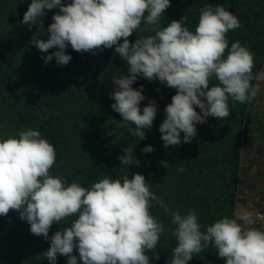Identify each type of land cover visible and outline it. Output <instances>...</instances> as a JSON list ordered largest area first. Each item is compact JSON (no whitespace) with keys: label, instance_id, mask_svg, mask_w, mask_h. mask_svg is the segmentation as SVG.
Listing matches in <instances>:
<instances>
[{"label":"clouds","instance_id":"9594fccd","mask_svg":"<svg viewBox=\"0 0 264 264\" xmlns=\"http://www.w3.org/2000/svg\"><path fill=\"white\" fill-rule=\"evenodd\" d=\"M170 6L171 0H71L68 4L31 0L22 22L39 24L38 33H43L45 10L59 9L46 30L47 40L34 35L31 41L42 53L57 49L42 57L45 63L55 58L57 65H67L72 59L66 54L69 45L78 53L114 48L127 62V75L112 77L111 107L122 117L121 126L139 140L146 138L144 129L152 128L157 104L150 100L141 110L143 85L135 89L133 83L143 77L175 89L159 126L168 147L190 143L197 135L196 125L208 117L226 119L231 114L230 99L252 103L260 93L259 84L252 82L264 80V70L253 72L254 53L248 47L239 41L229 46L227 34L241 27L231 11L221 4H205L190 30L187 16L162 24ZM138 30L150 34L137 35L130 42ZM213 79L218 83L210 84ZM153 150L149 145L141 151ZM124 152L118 157L122 167L139 164L129 155L133 149ZM56 160L55 147L38 130L27 128L0 139V216L15 210L30 225L31 234L46 240L54 223H70L50 238L43 253L50 264H56L58 254L67 257V264H78L74 249L82 264H151L148 253L165 232L153 207L171 217L177 243L170 264H188L210 245L225 264H264V229L254 226L252 212L238 210L232 218H220L202 231L194 209L185 215L173 211L138 172L122 180L105 175L84 187L52 175ZM161 164L167 169V162ZM153 258L158 260L159 255Z\"/></svg>","mask_w":264,"mask_h":264},{"label":"trees","instance_id":"16d2710c","mask_svg":"<svg viewBox=\"0 0 264 264\" xmlns=\"http://www.w3.org/2000/svg\"><path fill=\"white\" fill-rule=\"evenodd\" d=\"M70 2L62 0L64 4ZM30 3L31 0H0V139L27 128L40 131L57 152L50 173L84 187L105 175L122 180L124 175L131 179L132 173L138 172L145 176L151 191L173 211L185 215L194 209L202 231L220 218H232L241 186L243 149L252 123L250 104L230 99L231 114L226 119L208 117L205 123L196 125L197 135L190 143L165 147L159 126L176 90L158 80L138 77L132 87L139 89L143 85L145 99L141 101V110L150 100L157 104L153 126L144 129L146 138L139 140L121 126L122 117L111 107L115 102L110 99L115 88L112 77L127 75V62L114 48L93 54L78 53L69 45L66 54L72 59L67 65H57L55 58L45 63L42 57L57 49L42 53L31 41L34 35L47 40L46 30L59 9L45 10L41 18L45 32L38 33L39 24L29 26L22 22ZM205 4H221L237 16L241 27L227 34L229 46L239 41L248 47L254 53L253 72L262 71L264 0H171L162 24L166 26L187 16L186 26L194 30L199 10ZM149 34L138 30L129 40L134 43L137 35ZM216 83L215 79L210 82ZM252 83L255 85L257 81ZM149 145L154 149L151 153L141 151ZM127 147L133 149L129 155L139 161L138 165L122 167L118 157L126 155ZM161 161L168 163L167 169ZM151 211L165 226L156 248L148 253L151 264H170L177 243L171 234V217L159 207ZM69 226L70 223H54L46 240L31 234L30 225L15 210H10L6 216H0V264H50L43 254L50 247V238ZM156 254L158 260L153 258ZM73 255L82 264L78 250L74 249ZM56 264H67V257L58 254ZM188 264L225 262L210 245Z\"/></svg>","mask_w":264,"mask_h":264},{"label":"rangeland","instance_id":"374dc122","mask_svg":"<svg viewBox=\"0 0 264 264\" xmlns=\"http://www.w3.org/2000/svg\"><path fill=\"white\" fill-rule=\"evenodd\" d=\"M257 84L260 86V93L250 103L249 113L252 123L248 143L243 149L240 169V190L248 191L253 195L258 194L257 188L264 184V178L257 179L259 178L257 168L264 167L262 159L259 160L264 150V80L257 81ZM259 195L264 197L262 192H259Z\"/></svg>","mask_w":264,"mask_h":264},{"label":"built area","instance_id":"2783aa9c","mask_svg":"<svg viewBox=\"0 0 264 264\" xmlns=\"http://www.w3.org/2000/svg\"><path fill=\"white\" fill-rule=\"evenodd\" d=\"M238 210H247L253 213L256 218L257 228L264 229V197L259 194H250L248 191H241L237 196L234 214Z\"/></svg>","mask_w":264,"mask_h":264},{"label":"crops","instance_id":"0c3cea01","mask_svg":"<svg viewBox=\"0 0 264 264\" xmlns=\"http://www.w3.org/2000/svg\"><path fill=\"white\" fill-rule=\"evenodd\" d=\"M263 153H262V156L261 157H259V160L260 159H262V161H263V163H262V165H264V150L262 151ZM261 154V153H260ZM261 165V164H260ZM258 177L259 178H257L258 180H260V179H263L264 178V167H261V166H259L258 168ZM262 181V180H261ZM263 186V187H262ZM262 187V188H261ZM258 190H257V193L259 194V192H262V193H264V184H262V185H260V187L259 188H257Z\"/></svg>","mask_w":264,"mask_h":264}]
</instances>
